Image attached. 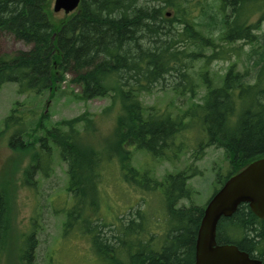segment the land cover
Here are the masks:
<instances>
[{"label":"trees","instance_id":"1","mask_svg":"<svg viewBox=\"0 0 264 264\" xmlns=\"http://www.w3.org/2000/svg\"><path fill=\"white\" fill-rule=\"evenodd\" d=\"M263 6L264 0H81L76 12L55 18L52 0H0V31L28 45L11 55L0 54V87L11 82L18 94L53 93L70 74V81L80 87V98L105 97L113 91L122 105L111 133L114 142L101 149L87 145L74 129L79 118L67 125L61 122L67 130L46 128L32 142L24 140L15 108L3 120L5 128L16 125L8 140L13 149L26 152L38 144L22 171L23 185H32L36 175L48 173L44 160L53 147L66 163L71 205L62 209L63 235L81 220L79 232L91 238L103 264H193L205 205L179 201L191 197L187 182L201 173L194 162L206 147L221 148L230 166L227 175L219 173L218 182L223 183L264 156V32L256 33L264 13L250 21ZM194 12L200 21H194ZM237 42L251 45L247 59L257 56L244 72L237 69L241 49L234 46ZM215 61L228 63L218 84L209 73ZM158 85L190 98L199 86L205 91L202 102L183 114L145 115L140 94ZM199 117L206 140L198 141L188 166L156 179L150 168L131 163L129 147L157 160L175 159L182 148L175 137ZM108 162L119 169L124 182L142 189L144 195L158 193L164 203L160 217L151 218V212L139 207L133 212V206L126 224L121 217L108 222L98 216L102 173ZM8 182L0 184V260L12 233ZM138 201L145 202L143 194ZM105 227H111L110 234L103 232ZM151 228L155 235L146 238ZM216 241L235 244L264 260V220L241 204L219 220ZM36 245L35 232H26L20 264H34Z\"/></svg>","mask_w":264,"mask_h":264},{"label":"rangeland","instance_id":"2","mask_svg":"<svg viewBox=\"0 0 264 264\" xmlns=\"http://www.w3.org/2000/svg\"><path fill=\"white\" fill-rule=\"evenodd\" d=\"M181 1L188 2L190 0ZM53 3L54 0H52V10ZM52 12L55 18L71 15L65 14L62 10L57 12L53 10ZM263 13L264 6L262 11L256 13L250 21L255 22ZM170 15L171 13L168 16ZM192 16L195 22L200 21L198 12L192 13ZM177 25L181 24L177 23ZM259 25L260 29L256 33L261 34L264 32V18L259 19ZM234 46L241 48L239 57L236 59L237 69L244 72L253 64L257 56L247 59V53L251 50L250 44L237 42ZM178 47L182 49L183 46L179 44ZM26 49H28V45L15 39L9 32L0 31V54L11 55L18 50ZM231 60H234V56ZM199 63L197 62L195 65L198 66ZM227 66V61L211 63L209 73L217 84L220 76L226 72ZM70 79L71 75L68 74L60 88L53 93L27 92L18 94L17 85L11 82L4 83L0 87V184L3 183V180H10L7 184H9L8 191L12 196L11 216L14 217H12V233L7 240L0 264H20V250L24 235L30 231L35 232L37 242L34 250V264L104 263L103 259L97 255V249L94 246L92 248L91 238L79 232L81 220L77 221V224L71 227L66 234L62 233L65 220L62 209L70 206L71 201L66 188L69 180L67 165L59 157L57 149L53 147L51 154L46 159L45 156L42 158L48 162V173L36 175L32 185H23L22 171L31 160V155L36 152L38 144L26 152L16 151L8 143L16 125L13 124L9 128L3 126L4 118L15 108L14 115L21 119L25 132L23 138L25 141L32 142L35 137L44 135L46 128L59 126L63 130H67V127L60 123L67 125L72 119L79 118L74 123V129L81 132L87 145L92 144L101 149L106 144H112L114 139L111 137V133L117 116L122 112L119 99L114 97V92L111 91V94L105 97L84 100L79 97L80 87L72 83ZM204 91V88L199 86L195 97L190 98L188 94L181 95L169 86L158 85L154 86L150 92H142L140 101L145 115L150 113L180 115L189 109L192 110L195 103H201ZM243 104L244 106L248 105L247 101H244ZM38 124H42V126L38 127ZM203 133L200 117L195 118L191 121L190 127L174 139L176 144L182 143V148L178 151L175 159L157 160L143 150L129 147L132 150L131 163L140 169L150 168L153 177L161 179L164 174L175 173L193 162L192 152L198 148V141L206 140V135ZM104 151L106 154L107 151ZM194 163L201 173L188 180V187L192 189L191 197L180 200L179 204L204 206L221 186V183L218 182L219 173L221 176L227 175L230 166L224 151L214 146L206 147L202 157ZM101 180L102 194L97 213L106 221L111 222L116 217H121L126 224L130 218L128 213L131 211V206H133V212L138 207L141 211L151 212V218L156 214L159 217L162 215L164 203L158 193L152 192L149 195H144L142 189L138 190L126 181L124 182L122 173L117 167H113L111 162L106 164ZM142 194L145 202L140 201L138 204ZM110 229L111 227L102 228L103 232L109 234ZM147 234L149 235L146 238H150L151 234L155 235L152 228L148 230Z\"/></svg>","mask_w":264,"mask_h":264},{"label":"water","instance_id":"3","mask_svg":"<svg viewBox=\"0 0 264 264\" xmlns=\"http://www.w3.org/2000/svg\"><path fill=\"white\" fill-rule=\"evenodd\" d=\"M79 4L80 0H54L53 10L69 13ZM241 204H247L256 217L264 220V156L230 175L207 202L197 231L193 264H264L235 244L216 241L219 220L231 216Z\"/></svg>","mask_w":264,"mask_h":264},{"label":"flooded vegetation","instance_id":"4","mask_svg":"<svg viewBox=\"0 0 264 264\" xmlns=\"http://www.w3.org/2000/svg\"><path fill=\"white\" fill-rule=\"evenodd\" d=\"M250 255V254H249ZM251 256V258H258V257H256V256H254V255H250ZM258 259H260V258H258ZM262 260V259H261Z\"/></svg>","mask_w":264,"mask_h":264}]
</instances>
